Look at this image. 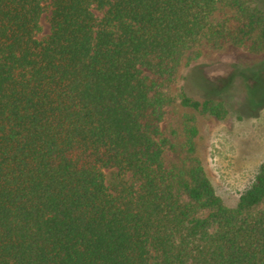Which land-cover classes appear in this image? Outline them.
Wrapping results in <instances>:
<instances>
[{"label": "trees", "instance_id": "obj_1", "mask_svg": "<svg viewBox=\"0 0 264 264\" xmlns=\"http://www.w3.org/2000/svg\"><path fill=\"white\" fill-rule=\"evenodd\" d=\"M202 40L263 49V5L0 0V264H264V163L234 208L194 127L187 159L166 166L167 89Z\"/></svg>", "mask_w": 264, "mask_h": 264}, {"label": "rangeland", "instance_id": "obj_2", "mask_svg": "<svg viewBox=\"0 0 264 264\" xmlns=\"http://www.w3.org/2000/svg\"><path fill=\"white\" fill-rule=\"evenodd\" d=\"M257 1L264 8V0ZM227 12L223 9L215 16ZM41 27L43 37L49 32L47 14ZM197 51L199 56L192 55L190 65L179 67L167 89L172 101L161 123L169 142L165 162L171 167L187 159V131L194 127V155L224 205L234 208L264 163V47L257 51L233 44L213 48L202 40ZM192 69L198 82L190 75ZM181 92L200 101L223 102L227 113L217 119L184 107Z\"/></svg>", "mask_w": 264, "mask_h": 264}]
</instances>
